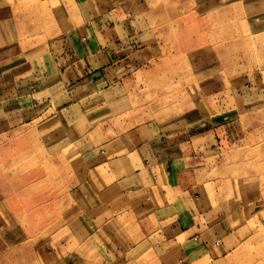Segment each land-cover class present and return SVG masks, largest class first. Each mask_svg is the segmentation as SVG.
<instances>
[{
  "label": "crops",
  "instance_id": "obj_1",
  "mask_svg": "<svg viewBox=\"0 0 264 264\" xmlns=\"http://www.w3.org/2000/svg\"><path fill=\"white\" fill-rule=\"evenodd\" d=\"M31 2L0 0V264L230 259L264 227V0Z\"/></svg>",
  "mask_w": 264,
  "mask_h": 264
},
{
  "label": "rangeland",
  "instance_id": "obj_2",
  "mask_svg": "<svg viewBox=\"0 0 264 264\" xmlns=\"http://www.w3.org/2000/svg\"><path fill=\"white\" fill-rule=\"evenodd\" d=\"M21 3L22 6L25 8L24 9L22 7L24 13H28V6L31 5L32 8L29 9L32 10V12H37L38 8H40V12L42 14H39V16L42 19L46 17V14L44 13L47 11V7L43 4L35 5L32 4L31 0H21ZM176 5L178 6V4ZM169 42H171L170 36L167 38V44H170ZM248 42L250 51L249 62L253 64V69L257 71L258 68L262 67L259 66L261 64H264V34L262 33L260 35H256V38L249 37ZM185 71L187 74L188 70ZM166 73H169L170 75H167ZM162 75L164 76L162 77ZM162 75V82L160 83V87L163 86V88H167L168 86H170L171 83L174 82L177 78V76L173 74L172 69H164V73ZM188 82L189 81L186 79L185 84H187ZM143 90L145 91L146 89L143 88ZM256 215H258L260 219L262 216H264V211H259ZM232 256L230 259H225L221 264H264V227H259V229L255 230V234L246 243H244L236 252H234Z\"/></svg>",
  "mask_w": 264,
  "mask_h": 264
}]
</instances>
